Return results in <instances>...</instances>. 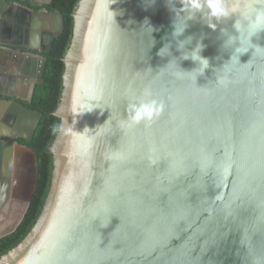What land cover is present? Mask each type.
<instances>
[{
    "label": "water",
    "instance_id": "95a60500",
    "mask_svg": "<svg viewBox=\"0 0 264 264\" xmlns=\"http://www.w3.org/2000/svg\"><path fill=\"white\" fill-rule=\"evenodd\" d=\"M73 17L48 194L29 233L0 264H264V51L230 61L234 48L223 46L221 29L237 35L238 16L216 29L200 13L187 21L181 39L193 37L188 50L202 42L209 60L198 75L186 73L199 64L180 58L176 13L166 0H80ZM146 19L151 34L142 29ZM10 26L11 39L4 33ZM0 29L1 43L40 54L64 30V15L0 0ZM169 41L170 55H158ZM253 43L264 47V31ZM28 53L40 62L33 95L47 59ZM3 68L4 61L2 94L1 86L22 79ZM145 89L159 114L131 124L130 103ZM20 98L0 100V136L12 141L25 139L23 124L34 134L42 117ZM87 107L95 108L79 113ZM16 149L31 155V189L23 214L0 237L21 223L37 184V153L0 140L5 164Z\"/></svg>",
    "mask_w": 264,
    "mask_h": 264
},
{
    "label": "clouds",
    "instance_id": "9594fccd",
    "mask_svg": "<svg viewBox=\"0 0 264 264\" xmlns=\"http://www.w3.org/2000/svg\"><path fill=\"white\" fill-rule=\"evenodd\" d=\"M112 2H115V0H112ZM178 2L182 5L181 8L176 7L177 0H166L169 9L176 13V18L173 22L172 39L175 41L177 51L181 54V59L190 58L199 64L198 68L186 73L195 72L197 75L202 74L209 67V60L201 55L204 44L197 41L195 47L188 50L187 45L192 43L193 37L189 35L181 39L187 27V21L195 18L197 13L201 14L202 18L206 20L208 26L212 29H216L217 23L223 19L233 14L238 16L233 24L237 35H233L227 29H221L225 37L223 46L225 48H234L230 61L235 56L236 61L240 63V55L247 53L249 49L264 51V47L253 43V37H257L260 32L264 31V0H178ZM154 3L155 0H146L148 6ZM182 12L186 14L181 15ZM142 29H146L148 34L154 31V28L148 23L147 19L144 21ZM245 42L248 43V47L243 46ZM151 43L154 44L155 41L153 40ZM171 46L172 41L165 43L160 48L158 55H170ZM172 60H176V58ZM160 107V103L153 98L151 90L145 89L140 96L133 97L127 121L131 124L141 122L147 124L159 114ZM93 108L95 107H87L79 111V113L90 112Z\"/></svg>",
    "mask_w": 264,
    "mask_h": 264
},
{
    "label": "trees",
    "instance_id": "16d2710c",
    "mask_svg": "<svg viewBox=\"0 0 264 264\" xmlns=\"http://www.w3.org/2000/svg\"><path fill=\"white\" fill-rule=\"evenodd\" d=\"M79 1L54 0L51 5H47L49 10L59 11L64 15V30L57 35L52 48L45 53L47 58L45 80L36 85L33 100L26 103V105L42 112L35 135L31 141L21 140L38 155L37 184L30 206L21 223L13 232L0 237V257L26 237L35 224L48 194L53 169V155L49 151V146L55 137L59 123V118L54 115V111L60 102L65 70L63 58L72 40L73 14Z\"/></svg>",
    "mask_w": 264,
    "mask_h": 264
},
{
    "label": "flooded vegetation",
    "instance_id": "af4514ba",
    "mask_svg": "<svg viewBox=\"0 0 264 264\" xmlns=\"http://www.w3.org/2000/svg\"><path fill=\"white\" fill-rule=\"evenodd\" d=\"M6 1L22 3V4L30 7L32 10L41 11V10H45V9L49 10L47 5H51L54 0H52L51 3H49V4L44 3L47 0H34L36 2L42 3V5H40V6L33 4L32 3L33 0H6ZM49 11H54V10H49ZM4 33L10 39H11V37L12 38L14 37V36H12L14 33H13V30L11 29V26L9 27V30L7 32H4ZM23 40H25V39L23 38ZM50 49H47L45 52H42L40 54H42L44 57H46L45 53L48 52ZM18 50L21 52V54L24 55V57L22 59L23 68L21 71H19V73H15L14 69L16 67V62H17L16 57H20L17 53ZM29 51L35 52V54H37L38 56L40 55L39 52H37V50L22 47V45L14 46V45H8V44L0 42V64L1 63L3 64V61H4V68H3L4 72L7 75H13V74L17 75L18 74L17 76H21L22 79L21 78L20 79L23 82L22 86H20L19 83L15 82L12 79V81H11V83H9V85H7L5 87H4V85L1 86L3 94L0 92V100H8L9 101L12 99H21L20 97H22L24 99L23 102L25 104L29 103L33 100L35 89H34V92L32 95L30 80L34 76L39 74L40 70H39L38 66H40V62L35 58H30V56L27 55V54H29L28 53ZM10 67H11L12 71H10ZM43 81L44 80L38 81L36 83V85L38 83L43 82ZM12 95H17V96L14 97ZM25 125L23 124V127H24L23 130H20V132L18 130V132L21 135H24L23 137H25V139L24 138H17L14 141H12V140L8 139L7 137H4L2 134L0 136V140L3 139L5 142H14V143H16V141L22 142L21 140H26V141L33 140L35 133L31 135V131L29 130V126L25 127ZM29 136H31V138H28ZM17 155H18L19 159H21V157L28 156L27 157L28 159L25 161V163L27 165L28 172H27V176L22 181L23 184L26 183L24 186L22 184V187L26 188V190L22 193V199L23 200L21 201V203L23 204V203H27V198L29 196V191L31 189V177L33 174L32 165H31L32 158H31V155L29 153L24 152V151H18ZM2 158L3 157H0V166H1L0 167V180H3L2 179L3 176L1 174L3 173V169L6 165L4 162V159H2ZM19 177H21V175ZM27 189H28V191H27ZM11 190L12 189L10 188V184L7 183L5 192L3 193L2 197H0V216H1L0 220L3 219L5 221L4 223H8L10 221L9 218H10L11 214L15 213V212H16L15 219H17L18 218V212L21 209V208L18 209L19 206H16L15 201L11 200L12 197H19V195L13 196L14 193L11 194ZM6 203H9V206L7 208H5ZM4 216H6V217H4ZM1 225H2V223H0V226Z\"/></svg>",
    "mask_w": 264,
    "mask_h": 264
},
{
    "label": "crops",
    "instance_id": "0c3cea01",
    "mask_svg": "<svg viewBox=\"0 0 264 264\" xmlns=\"http://www.w3.org/2000/svg\"><path fill=\"white\" fill-rule=\"evenodd\" d=\"M0 31H3V29H0ZM0 33H2V32H0ZM17 53H18V55L20 57H16L17 58V62H16V67L14 69V72L15 73H19V71H21L22 68H23L22 59H23L24 55L21 54V52L19 50L17 51ZM17 83H19L20 86H22V84H23V82L21 80H18ZM7 109L8 108L6 107V110ZM18 151L19 150L16 149V151H14V153L12 154V157L10 156L9 159L7 160V163H6L5 167H4L5 174L2 175L3 176L2 179L4 181L3 180H0V189H1V187H3V189H2V191H3L2 192V195L5 192L7 183L10 184V188L12 189L11 190V194L14 193L13 196L19 195V197H12L11 198L12 201H15V205L16 206H19L18 209L21 208L20 211L18 212V218L16 219V222L19 220V218L23 214L24 210L26 209V205H27V203H23L22 204L21 201L23 200L22 199V193L26 190V188L22 187V184H23L22 181L27 176V172H28L27 165L25 163V161L28 159L27 158L28 156L21 157V159L18 158V160H17L18 162L17 163L15 161L16 156H18L17 155V152ZM20 175H21V177H19ZM25 184L26 183H24L23 186ZM27 191H28V189H27ZM0 197H2V196H0ZM8 206H9V203L5 204V208H7ZM15 215H16V212L15 213H12L11 216H10V218H9V220L12 221L13 218H15ZM4 217H6V216H4ZM0 218H1V216H0Z\"/></svg>",
    "mask_w": 264,
    "mask_h": 264
},
{
    "label": "rangeland",
    "instance_id": "374dc122",
    "mask_svg": "<svg viewBox=\"0 0 264 264\" xmlns=\"http://www.w3.org/2000/svg\"><path fill=\"white\" fill-rule=\"evenodd\" d=\"M7 204V203H6ZM25 207V206H24ZM23 207V208H24ZM8 210V209H7ZM20 211V210H19ZM5 221L3 219L0 220V223H2V225L0 226V232L5 231V230H9L10 228H12V226L16 223V219L13 218V220L9 221L8 223H4Z\"/></svg>",
    "mask_w": 264,
    "mask_h": 264
},
{
    "label": "bare ground",
    "instance_id": "6f19581e",
    "mask_svg": "<svg viewBox=\"0 0 264 264\" xmlns=\"http://www.w3.org/2000/svg\"><path fill=\"white\" fill-rule=\"evenodd\" d=\"M6 104V103H5ZM11 107V106H10Z\"/></svg>",
    "mask_w": 264,
    "mask_h": 264
}]
</instances>
